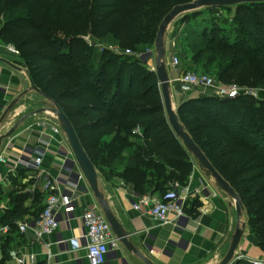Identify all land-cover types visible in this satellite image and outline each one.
<instances>
[{
  "label": "trees",
  "instance_id": "trees-1",
  "mask_svg": "<svg viewBox=\"0 0 264 264\" xmlns=\"http://www.w3.org/2000/svg\"><path fill=\"white\" fill-rule=\"evenodd\" d=\"M195 1L0 0V38H12L18 49L26 50L21 57L33 85L71 120L98 174L107 181L123 180L141 194L164 193L176 181L185 185L194 167L193 156L168 122L157 74L137 56L156 46L160 25L174 7ZM234 7L236 34L219 39V11L231 13ZM234 7H207L212 15L201 33L193 29L182 38V23L175 31L181 56L189 70L212 72L225 83L264 87V3ZM200 13L202 9L181 20ZM90 34L123 51H93L80 39ZM76 41L78 51L71 46ZM218 99L185 100L178 118L239 195L249 232L264 252V102ZM72 104L81 107L72 111ZM75 118L87 123L78 129ZM0 196L9 201L1 224L11 230L0 238V264H6L20 237L17 224L40 218L43 196L2 189ZM31 197L32 206L26 207Z\"/></svg>",
  "mask_w": 264,
  "mask_h": 264
},
{
  "label": "crops",
  "instance_id": "crops-1",
  "mask_svg": "<svg viewBox=\"0 0 264 264\" xmlns=\"http://www.w3.org/2000/svg\"><path fill=\"white\" fill-rule=\"evenodd\" d=\"M171 35V32L166 35L169 36L168 40ZM7 48L8 46L0 48V87L7 89V93L0 91V135H6L18 123H21L15 135L2 144V148L8 146L9 159L7 164L0 166V189L4 193H20L25 192L26 188L32 186L34 182L31 179V171L18 165L19 153L26 149H37V147L45 149L46 175L56 177L62 163L60 151L71 148L64 133L57 136L53 132V128L60 127L58 121L55 115L46 112L52 109L47 106L48 100L33 90L26 63L19 51L15 54ZM166 64L171 80L175 79L177 72L171 66L169 58ZM174 97L178 100L182 99L180 94L172 95L173 105H175ZM191 98L195 97L187 96V100ZM13 103L16 104L15 108L5 116L6 110ZM138 142L140 141H136ZM124 155H129V152ZM124 166H127L126 162L123 163L122 167ZM193 171L189 177V183L179 186L181 195L184 194L187 197L184 218L179 222L174 214H170L171 223L167 225L158 224L151 216L132 208L135 202L133 194L137 192L132 185L118 179L107 181L98 174L100 191L114 216L129 235L128 238L135 250L130 251L119 241L118 251L111 254L105 264H146L144 260L152 264H220L229 251L236 230V208L230 197L217 189L196 167ZM172 187L170 185L164 193L148 190L142 194L164 199ZM81 191L87 195L78 202L72 229L67 230L63 224V231L68 238L83 233L80 217L84 207L97 204L101 209L87 182L82 183ZM37 194L43 196L41 206L43 209L45 195L41 191ZM2 203H5V206L2 204L0 207L5 208L9 201L4 199ZM27 207L31 206L27 205ZM0 214L3 217L4 213L0 212ZM2 217H0V224ZM176 224L179 225L178 228ZM170 242L177 246H173ZM146 245L152 246L154 251L151 252ZM12 252L13 257L21 253L34 254L37 264H47L50 255L53 256L51 259L57 257L61 264H90L85 251L66 252L65 249L61 250L54 244L53 237H44L38 241L32 233H20L17 244L10 250V253ZM237 254L251 260L252 258L257 261L264 259V252L248 229L245 231ZM10 260L12 261V256Z\"/></svg>",
  "mask_w": 264,
  "mask_h": 264
},
{
  "label": "built area",
  "instance_id": "built-area-1",
  "mask_svg": "<svg viewBox=\"0 0 264 264\" xmlns=\"http://www.w3.org/2000/svg\"><path fill=\"white\" fill-rule=\"evenodd\" d=\"M1 47L3 45H0ZM7 49L18 54L15 48L8 46ZM127 54H130V52L127 51ZM179 63V58L174 57L171 66L173 69H177ZM172 82H181L190 87L202 88L206 91H211L215 97L223 99H236L244 94L242 90L234 86L221 87L215 79L207 75L189 73L180 78L176 77ZM0 91L7 93L6 88L0 87ZM53 132L57 136L63 134L58 126L53 128ZM135 132L141 135L140 129H136ZM45 153V149L37 147V149H26L18 154V165L32 173L31 179L34 184L28 191L33 194L41 191L45 195L40 218L33 223L19 222L17 224L19 233H32L38 241H41L44 237H53L54 244L59 246L61 250L65 249L66 252L85 251L90 264H105L109 260V256L118 251L119 239L115 236L111 225L97 204L92 207H84L80 217L83 226L82 234H75L73 237L68 238L63 231V224L67 230L72 229L78 202L82 201L87 195V193L81 191L82 183L87 181L79 168L73 152L69 148L66 151H60L62 163L59 166V172L56 177L46 175L44 169ZM8 159V146L4 148L1 146L0 166L7 164ZM172 186L174 189L172 187L164 199H158L148 194L134 193L135 202H133L132 208L135 211L151 216L154 221L161 225L171 223L170 214H174L176 220L180 222L184 218L187 197L184 194L181 195L179 186ZM5 210L6 207H0V212L4 213ZM0 217H2L1 214ZM176 227L178 228L179 225L176 224ZM10 230V226L0 224V238L9 235ZM170 243L173 246H177L173 242ZM146 247L151 252L154 251L152 246L146 245ZM11 256L12 261L10 260L6 264H12V262L14 264H37V258L34 254L21 253L13 257L12 252L10 253ZM52 257V255L49 256L47 264H61L57 257L51 259ZM239 259L245 260L250 264H264L263 262L252 261L243 255H240Z\"/></svg>",
  "mask_w": 264,
  "mask_h": 264
},
{
  "label": "water",
  "instance_id": "water-1",
  "mask_svg": "<svg viewBox=\"0 0 264 264\" xmlns=\"http://www.w3.org/2000/svg\"><path fill=\"white\" fill-rule=\"evenodd\" d=\"M253 3H264V0H197L194 3L179 5L172 9V11L163 19L156 40V51L157 57L155 59L156 65V74L161 85V91L164 101V108L167 114L168 122L177 135L179 139L182 140L186 149L191 153L194 159L199 163L200 167L205 171L208 177L214 179V185L217 189L225 193L232 200L236 212H237V226L235 233L231 240V245L228 253L224 257V259L220 262V264H238L239 256L237 255V251L241 245V241L246 231V223L243 222L244 215V207L241 202L239 195L236 191L227 183L221 175L215 170V168L211 165L207 157L203 154L201 149L197 146L191 136L185 131V128L180 123L179 118L173 108L171 95H170V87L172 80L169 76L166 64V49L164 38L167 32V29L170 27L172 22L178 17L188 14L190 12H194L197 10H201L207 7H234L242 4H253ZM152 56V54L150 55ZM33 90L37 93L43 95L49 102L52 103L53 108L47 110L46 112L52 113L56 116L58 124L67 138L68 144L75 156V159L84 174L87 183L89 184L95 198L98 200V203L107 219L109 224L112 227L113 232L119 241L130 251H135L132 246V242L129 240V235L124 230L123 226L119 223L117 218L114 216L111 211L103 193L99 188V175L96 170L95 165L89 158L86 153L79 136L76 132L75 127L71 120L66 116V114L60 109V107L47 95L43 94L35 85H33ZM16 104L13 103L10 108H8L5 112V116H7L13 109ZM21 123V122H20ZM18 123L9 133L6 135H0V148L3 142L7 139H10L15 135L17 128L19 127ZM146 264H152L151 262L144 260Z\"/></svg>",
  "mask_w": 264,
  "mask_h": 264
},
{
  "label": "rangeland",
  "instance_id": "rangeland-1",
  "mask_svg": "<svg viewBox=\"0 0 264 264\" xmlns=\"http://www.w3.org/2000/svg\"><path fill=\"white\" fill-rule=\"evenodd\" d=\"M36 1L37 0H35V2ZM53 1H56V0H53ZM77 1H79V0H77ZM48 4H49V2H45L44 6L47 7ZM54 4H55V2L53 3V5ZM50 7H51V4H50ZM55 7L56 6H53L52 9H54ZM3 11L4 10L0 9V22L2 21V19L4 17ZM197 11H200V10H197ZM194 12H196V11H194ZM190 13H192V12H190ZM190 13H188V14H190ZM235 13H236L235 7L231 11V13H229L227 11H219V25L221 27V29L219 28V39L221 37H224L225 35H230V34L231 35H235L236 34L234 26H233V24L235 23L233 21ZM185 15H187V14H185ZM185 15H182V16L178 17L177 19H175L172 22V24L170 25V27L167 29L166 35H168L171 32L172 33L171 38H169V40H168L169 36H166V35H165V38H164L165 49H166V60H167V58H169V60L172 62V59L174 57H178L179 58L180 63L178 65V68L174 69L177 72V77L180 78L181 76L187 75L189 73L196 74V75H207V76L211 77L212 79H215L216 82H218L220 84V86L223 87V88H225V87H233L234 86V87H237L238 89L242 90V92L244 94L241 97H246V98L248 97V98H251L253 100H257V101L260 100V102H264V87H250V86H242V85H239V84H236V83H225L223 81H220L216 76H214V74L212 72L210 73V72H205V71H202V70H189V69L186 68L188 65H187V63H185L183 61V58L181 56L182 52H180L179 47L177 45V41H176V38H175V31L179 30V28H180L182 23H185L184 27L180 31V33L182 34V36H181L182 38H183L184 34H186V32H188V31L192 32L193 29L195 31H199V33H201L202 32V28H203L202 25L206 21L210 20V19H208V17H210V15H212V14H210L208 12V9L203 8L202 9V13L195 14V16L190 18V20H188V22H183V20H181V18L183 16H185ZM35 19L39 21L41 19V16H35ZM225 22H227V23L225 24ZM0 28L2 29L1 26H0ZM80 39H82V41H84L87 44V46L91 47V49H93V51L103 52V51L106 50V51H109V52H112V51L118 52L119 51V53L123 51V49H121V47L118 44L113 43V41H108V42L104 43L99 38L95 39L93 36H91V34L88 35V36H85V37H80ZM191 39L194 42L198 41L197 37H195L193 35H191ZM166 41H167V44H166ZM0 45L9 46V47L15 48L17 51H19L20 55H22V53H25V51H26V50L18 49L17 48L18 45H16L15 41L12 38H9V40L3 39V41L0 38ZM71 46L73 47L74 50L78 51V49H80L79 41L71 43ZM151 54H152V56H150ZM167 55H168V57H167ZM142 56H144V57H142ZM137 57H139V59H141L142 61H144V63L147 64V68L149 70L154 71L156 73V65H155V59L157 57L156 47H154L152 49H149L147 51V53H145V54H143L141 56L139 54ZM152 82H153V79L149 81V83H152ZM149 83L147 85H149ZM158 87L160 88V96L162 97V91H161L162 89H161L160 83H159ZM182 92L185 93V96H183L184 93H182ZM175 94H180L182 96V99H179V100L174 97L175 105L172 104L177 116H178V107H179L178 104H180V103L184 102L185 100H187V96L188 95H192V97H195L193 99H201L202 97H206V96L210 97V98H214L215 97V95L211 91L209 92V91H206L205 89L198 88V87H190V86L185 85V84H183L181 82H172L171 83L170 95H171V100L172 101H173L172 95H175ZM218 100L222 101L224 99L219 97ZM47 106H48V108H53L52 103L48 102V101H47ZM72 106H73L72 107L73 108L72 111H75L78 107H81V105L77 106L75 104H72ZM66 108H68V107H66ZM55 118H56V116H55ZM74 121L77 124L78 129L80 127L84 126V124L87 123L86 121L80 120L78 118H75ZM191 159H192V162L194 163V167H193L194 170H195V167H196L198 169V171L202 175L207 177V179H209L214 185V179L211 178V177H208L206 175L205 171L200 167L199 163L194 159V157H191ZM193 172L194 171L192 170L191 174H193ZM172 185L184 186V185H181V183L178 182V181L172 183ZM30 187H32V186H30ZM30 187L26 188L27 190L25 191V193H29L31 196H34L35 194L30 193L28 191V189H31ZM31 199H32V197L30 198L29 201L26 202V207H27V205L32 206V202H31L32 200ZM3 200H4L3 196H0V206L2 204L5 206V203H2ZM249 221H250L249 216L248 215H243V222L246 223V229H248ZM249 229H250V227H249ZM249 229H248V231H249ZM240 255L241 254H239L238 256H240ZM252 260L254 261L255 259L252 258ZM241 261H244V260H241ZM255 262H263L264 263V259L260 260V261L255 260Z\"/></svg>",
  "mask_w": 264,
  "mask_h": 264
}]
</instances>
